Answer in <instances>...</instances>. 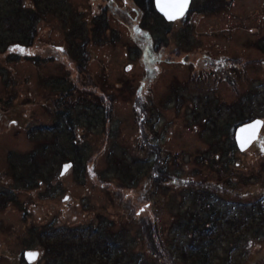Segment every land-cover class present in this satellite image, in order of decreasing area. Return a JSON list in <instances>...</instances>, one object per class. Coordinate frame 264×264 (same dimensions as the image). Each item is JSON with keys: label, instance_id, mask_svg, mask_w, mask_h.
<instances>
[{"label": "rangeland", "instance_id": "374dc122", "mask_svg": "<svg viewBox=\"0 0 264 264\" xmlns=\"http://www.w3.org/2000/svg\"><path fill=\"white\" fill-rule=\"evenodd\" d=\"M44 2L0 52V264H264V0Z\"/></svg>", "mask_w": 264, "mask_h": 264}, {"label": "trees", "instance_id": "16d2710c", "mask_svg": "<svg viewBox=\"0 0 264 264\" xmlns=\"http://www.w3.org/2000/svg\"><path fill=\"white\" fill-rule=\"evenodd\" d=\"M34 1L36 2L38 9L34 8V7L31 8L28 6L23 7L20 5L22 3V0H16L17 3H14L15 4V5H13L14 8H11L9 13L6 12L4 14H1V12H0V24H4L5 27H9L11 29L13 28V26L15 24L16 25L19 24V26L21 25V27H18V28L25 33L23 35L22 40L11 39V40H5V42H1L0 43V52L8 49L13 44H17L20 46L21 45H23V46L24 45L25 46H32L33 45L35 38L38 35V33H37L38 32V23H39L40 18H42L43 15H45V13L53 10L48 2H46V3L44 2L43 7H40L39 5H40L41 1H43V0H34ZM135 1H136L137 6L144 7L153 15L159 16L165 22L168 21L163 16H161V14L157 11V9L154 5V0H135ZM190 7H189V10L191 9ZM83 61H86V59H83ZM108 114H110V113H108ZM240 123H243V122H240ZM238 127H239V125H237V127L235 129H237ZM69 161L72 162V160H69ZM210 223L212 225L216 224L217 223L216 219H210ZM201 224L206 225V221L201 220L200 225ZM196 226H197V224H196ZM211 227L213 228V227H215V225H213ZM205 250L208 252L209 249L205 248Z\"/></svg>", "mask_w": 264, "mask_h": 264}, {"label": "snow or ice", "instance_id": "6c2138e0", "mask_svg": "<svg viewBox=\"0 0 264 264\" xmlns=\"http://www.w3.org/2000/svg\"><path fill=\"white\" fill-rule=\"evenodd\" d=\"M189 0H157L158 7L169 20H174L184 15L187 9ZM23 49H12V51ZM264 127V122L256 121L248 127L241 129L240 146L244 149L253 139L256 138L258 130ZM71 165H65L64 171L66 172ZM38 253H29L31 260H35L38 257Z\"/></svg>", "mask_w": 264, "mask_h": 264}, {"label": "water", "instance_id": "95a60500", "mask_svg": "<svg viewBox=\"0 0 264 264\" xmlns=\"http://www.w3.org/2000/svg\"><path fill=\"white\" fill-rule=\"evenodd\" d=\"M191 3V0H189V3H188V6H187V9H186V11L184 12V15H185V13L189 10V7H190V4ZM154 5H155V7H156V9H157V11L161 14V16H163L166 20H168V21H175V20H178V18H181V17H183V16H180V17H178V18H176V19H174V20H169L168 19V17L164 14V12H162L161 10H160V8L158 7V4H157V0H154ZM256 121H261V122H263V119L261 118H255V119H253V120H250V122H245V123H242L241 125H239V127L235 130V140H236V145L239 147V149L240 150H246V149H248L250 146H251V144L256 140V139H258L259 138V132H260V130H261V128L258 130V133H257V136H256V138L255 139H253L244 149H242L241 148V146H240V138H241V135H242V133H241V129H244V128H246V127H248L249 125H251V124H253V123H255ZM29 253H36V252H30V251H28V252H26L25 253V255L26 256H28V258H29V260H31V258L29 257Z\"/></svg>", "mask_w": 264, "mask_h": 264}, {"label": "flooded vegetation", "instance_id": "af4514ba", "mask_svg": "<svg viewBox=\"0 0 264 264\" xmlns=\"http://www.w3.org/2000/svg\"><path fill=\"white\" fill-rule=\"evenodd\" d=\"M261 131V130H260Z\"/></svg>", "mask_w": 264, "mask_h": 264}]
</instances>
